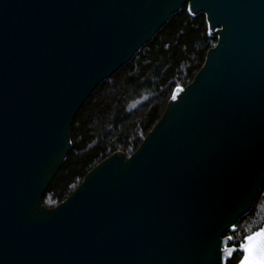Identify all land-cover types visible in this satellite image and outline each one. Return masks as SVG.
Wrapping results in <instances>:
<instances>
[{
    "label": "water",
    "instance_id": "water-1",
    "mask_svg": "<svg viewBox=\"0 0 264 264\" xmlns=\"http://www.w3.org/2000/svg\"><path fill=\"white\" fill-rule=\"evenodd\" d=\"M185 6L218 40L203 67L46 207L82 106ZM263 184L264 0H0V264H228Z\"/></svg>",
    "mask_w": 264,
    "mask_h": 264
},
{
    "label": "trees",
    "instance_id": "trees-1",
    "mask_svg": "<svg viewBox=\"0 0 264 264\" xmlns=\"http://www.w3.org/2000/svg\"><path fill=\"white\" fill-rule=\"evenodd\" d=\"M206 16L192 17L187 7L173 15L153 40L82 106L71 128L72 146L43 203L54 208L65 201L98 164L116 152L131 156L165 112L173 92L189 85L217 44ZM264 225V184L251 212L232 236V245ZM237 252L228 264H238Z\"/></svg>",
    "mask_w": 264,
    "mask_h": 264
},
{
    "label": "snow or ice",
    "instance_id": "snow-or-ice-1",
    "mask_svg": "<svg viewBox=\"0 0 264 264\" xmlns=\"http://www.w3.org/2000/svg\"><path fill=\"white\" fill-rule=\"evenodd\" d=\"M240 249L245 254L240 260V264H252L254 253H259L261 256H264V229L246 236L244 243L240 245Z\"/></svg>",
    "mask_w": 264,
    "mask_h": 264
},
{
    "label": "clouds",
    "instance_id": "clouds-1",
    "mask_svg": "<svg viewBox=\"0 0 264 264\" xmlns=\"http://www.w3.org/2000/svg\"><path fill=\"white\" fill-rule=\"evenodd\" d=\"M262 262H264V256H261L259 253H254L252 264H262Z\"/></svg>",
    "mask_w": 264,
    "mask_h": 264
}]
</instances>
